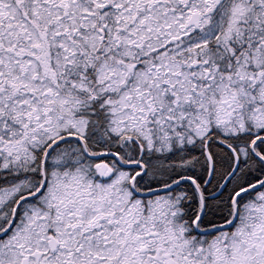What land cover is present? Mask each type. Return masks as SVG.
Segmentation results:
<instances>
[{
  "label": "snow or ice",
  "instance_id": "snow-or-ice-1",
  "mask_svg": "<svg viewBox=\"0 0 264 264\" xmlns=\"http://www.w3.org/2000/svg\"><path fill=\"white\" fill-rule=\"evenodd\" d=\"M0 264H264V0H0Z\"/></svg>",
  "mask_w": 264,
  "mask_h": 264
}]
</instances>
